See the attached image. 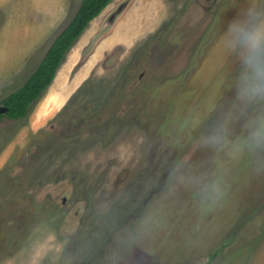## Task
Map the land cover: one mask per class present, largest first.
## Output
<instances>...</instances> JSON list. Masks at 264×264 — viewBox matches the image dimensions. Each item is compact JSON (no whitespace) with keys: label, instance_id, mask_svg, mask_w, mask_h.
Instances as JSON below:
<instances>
[{"label":"rangeland","instance_id":"374dc122","mask_svg":"<svg viewBox=\"0 0 264 264\" xmlns=\"http://www.w3.org/2000/svg\"><path fill=\"white\" fill-rule=\"evenodd\" d=\"M79 3L0 0V106ZM229 20L264 23V0H110L87 23L0 120V264H264V99L239 94Z\"/></svg>","mask_w":264,"mask_h":264},{"label":"trees","instance_id":"16d2710c","mask_svg":"<svg viewBox=\"0 0 264 264\" xmlns=\"http://www.w3.org/2000/svg\"><path fill=\"white\" fill-rule=\"evenodd\" d=\"M110 0H80L71 19L54 37L40 62L23 84L2 99L7 109L0 113L12 119L24 117L30 105L54 78L56 71L67 50L80 35L87 23L98 15Z\"/></svg>","mask_w":264,"mask_h":264},{"label":"clouds","instance_id":"9594fccd","mask_svg":"<svg viewBox=\"0 0 264 264\" xmlns=\"http://www.w3.org/2000/svg\"><path fill=\"white\" fill-rule=\"evenodd\" d=\"M227 30L240 35L241 60L245 73L241 77L239 94L249 101L264 99V23L250 29L242 28L236 20L227 22ZM250 140L264 144V119L252 122Z\"/></svg>","mask_w":264,"mask_h":264},{"label":"crops","instance_id":"0c3cea01","mask_svg":"<svg viewBox=\"0 0 264 264\" xmlns=\"http://www.w3.org/2000/svg\"><path fill=\"white\" fill-rule=\"evenodd\" d=\"M47 13L43 14L42 18H45V15ZM24 54V53H22ZM57 88L54 86H51V88L48 90V92L46 93V97L44 98L43 102H44V109L47 107V105H49L50 103H56L59 104V97H60V93L57 92ZM59 100V101H58Z\"/></svg>","mask_w":264,"mask_h":264},{"label":"water","instance_id":"95a60500","mask_svg":"<svg viewBox=\"0 0 264 264\" xmlns=\"http://www.w3.org/2000/svg\"><path fill=\"white\" fill-rule=\"evenodd\" d=\"M125 1H123L120 5H119V7L116 9V11L115 12H113L109 17H108V19H107V21H106V25H108V24H111L112 22H113V20H114V17L123 9V7L125 6ZM7 109V107L6 106H0V113H3L5 110Z\"/></svg>","mask_w":264,"mask_h":264},{"label":"flooded vegetation","instance_id":"af4514ba","mask_svg":"<svg viewBox=\"0 0 264 264\" xmlns=\"http://www.w3.org/2000/svg\"><path fill=\"white\" fill-rule=\"evenodd\" d=\"M12 119V118H11Z\"/></svg>","mask_w":264,"mask_h":264}]
</instances>
